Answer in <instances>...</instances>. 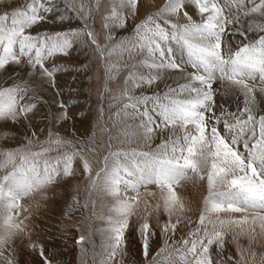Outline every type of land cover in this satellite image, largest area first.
Wrapping results in <instances>:
<instances>
[{
	"label": "snow or ice",
	"instance_id": "1",
	"mask_svg": "<svg viewBox=\"0 0 264 264\" xmlns=\"http://www.w3.org/2000/svg\"><path fill=\"white\" fill-rule=\"evenodd\" d=\"M99 4L100 0L92 4L81 0L76 7L70 2L61 11L55 0H28L23 6L0 13V71L16 65L14 72H18L19 66L24 65L23 71L32 78L0 87V139L8 138L5 125L31 119L42 99V88H51L60 96L57 74L70 69L57 64L55 58L70 56L78 41L84 47H94L110 80L116 78L114 73L119 68L130 69L119 97L126 102L114 115L121 117L125 125L129 120L138 123L136 132L124 134L138 132L142 140L157 129L161 134H170L150 152L112 150L109 143L103 167L94 174L91 157L85 150L72 147V141L58 133L55 138L50 133L47 145L40 144L38 150L29 140L24 148L0 151V167L12 165L11 171L0 177V227L4 229L0 232V261L13 264L5 249L13 236L25 231L22 221H13L14 211L23 200L46 196L50 186L74 175L73 161L78 157L89 194L97 190L116 197L108 216L107 261L122 257L125 232L138 203L139 190L154 184L161 191L163 209L169 217L161 226L165 245L172 249L169 256H177L179 264H228L233 258L223 254L226 227L247 225L251 220L259 223L262 230L256 233L252 228V239L264 234V108L256 97L257 91L264 96V0H165L135 23L131 40L110 44L107 42L114 39L112 30L126 25L125 9L135 18L140 4V0H111L110 11L103 18L107 31L104 45L90 23ZM65 13L74 14L82 26L54 32L33 31L49 21L73 18ZM249 32L261 34L247 43L242 40L234 49L231 38L247 39ZM117 51L122 56L139 55L142 59L130 65L123 59L110 63ZM50 60L52 63H48ZM189 68L191 72L187 71ZM165 73H180L185 82L168 86L162 93L147 94L144 89L158 88ZM217 79L227 82L226 91L235 87L243 93V107L237 112L219 105L217 114L213 83ZM136 89L141 90L139 95L135 94ZM57 106L62 119H71L67 104L59 101ZM221 123L224 132L218 127ZM177 128L182 135L175 131ZM68 148L71 150L60 151ZM53 151L59 154L49 156ZM205 170L208 195L198 227L176 246L169 234L175 232L181 219L176 216L173 222L171 217L177 211H186L177 188L192 175L203 180ZM128 192L137 195L129 197ZM221 212L249 215L232 220L211 219V214ZM139 233L147 258L154 235L147 219L140 224ZM83 241L81 236L76 242ZM31 247L34 251L38 248L36 244ZM214 247L218 259L213 258ZM37 254L41 264H52L42 246Z\"/></svg>",
	"mask_w": 264,
	"mask_h": 264
},
{
	"label": "rangeland",
	"instance_id": "2",
	"mask_svg": "<svg viewBox=\"0 0 264 264\" xmlns=\"http://www.w3.org/2000/svg\"><path fill=\"white\" fill-rule=\"evenodd\" d=\"M27 2L28 0H0V13L17 6H23ZM70 2H74L76 7H79L81 0H55V5L63 11V5ZM88 2L92 4L95 0H88ZM164 2L165 0H140L139 14L135 18L125 9L126 25L114 28L112 30L114 39L107 43L114 44L120 40L125 42L131 40L135 23L143 19L148 12L155 11L156 8L162 6ZM110 8L111 0H100L99 8L93 12V18L90 21L101 45L106 43L105 36L107 34L103 27V18ZM189 11L192 10L189 9ZM69 15H72L73 18L56 23L49 21L33 31L54 32L80 28L82 22L76 19L74 14L65 13V16ZM196 19L198 20L199 17L197 16ZM260 34L259 32H249L247 39L239 36L231 38L232 47L235 49L242 40L245 43L255 40ZM84 39L86 37L82 38V40ZM121 59L130 65L142 57L139 55L128 57L127 54L122 56L117 51L110 57L109 62L115 63ZM55 62L70 69V71L57 74L56 83L62 89L60 96L57 97L53 89L46 87L53 96L54 105H52L47 97L40 92L42 99L38 102V109L31 115L30 120L16 125H5L9 135L7 139H0V151L24 148L29 140L33 142V149L38 150L40 144L47 145L50 133L53 138L58 133L61 138L72 141V147L85 150V154L91 157L94 174L100 167H103V157L109 152V143L112 145V150L150 152L155 151L157 146L167 139L170 133L161 134L159 129L146 140H142L138 132L131 136L124 134L126 131L136 132V123H138V120L136 123L129 120L125 125L121 117L114 115L126 102L119 97L123 92L129 68H119L114 73L116 78L110 80L105 71V64L94 47H84L80 41L76 43L70 56H57ZM48 63H52V61L50 60ZM19 67L20 71L18 72H14V69L17 68L16 65H12L7 71H0V87L21 84L22 80L32 79L23 71L24 65ZM187 71L191 72L192 69L189 68ZM184 82L180 73H165L158 88L153 86V88L144 89V91L149 95L153 92L162 93L168 86L175 87ZM213 83L216 89L217 114H219V105H224L232 112H237L238 108L243 107V93L239 88L234 87L226 91V81L217 79ZM140 92V89L135 90L136 95H139ZM256 97L261 107L264 108V96H261L257 91ZM59 101L68 105L67 111L71 119L61 118V109L57 106ZM218 127L221 132H224L223 123ZM175 131L183 134L179 128ZM33 132L36 134L35 136L32 135ZM88 148L94 149V151H88ZM65 150L70 151L71 148L60 151ZM58 154L53 151L48 155L56 157ZM2 159L3 157L0 156V160ZM73 168L74 175L63 178L57 184L50 186L46 196L39 195L34 207L27 203L25 207H20V211L16 209L13 213V216L19 213L21 218L30 223V231L13 236L5 249V255L11 256L13 264H41L37 254L39 246H42L52 264H179L178 257L169 256L172 249L165 245V236L161 232V226L169 217L163 209L161 191L154 184L148 185L147 188L141 187L139 190L138 203L135 205L134 214L130 217L129 227L125 232L122 257L118 256L114 261H107L105 253L109 249L106 248L105 239L109 229L108 216L116 197H111L109 201L97 190H93L90 195L78 157L73 161ZM11 169V164L6 168L0 167V177H3ZM202 174L205 176L203 180L190 174L192 178L182 180L177 188L186 211L183 213L177 211L171 217L173 222H175L176 216H180L181 219L175 232L169 234L176 246H179V242L183 239L189 238V233L198 227L200 213L205 206L204 200L208 195L206 170ZM218 188L223 190L221 186ZM141 192H150L151 196L143 197ZM127 195L131 197L137 194L128 192ZM122 196L123 193L121 198H123ZM150 200L151 202H149ZM245 215L249 214L221 212L211 214V219L213 221L241 219ZM145 219L149 221L154 232L150 240L147 258L142 252L139 233V226ZM252 228H255L256 233L262 232L260 224H253L251 220L247 225H232L225 228L223 254L225 257L233 258L228 261V264H261V258L264 257V234L253 240L254 233L250 231ZM3 231L4 229L0 227V232ZM81 236L84 237V241L77 244L76 241ZM31 244L38 246L36 251L32 249ZM161 249L165 250L161 252ZM212 251L213 258L218 259L215 247ZM158 253L159 255H157ZM253 253H255V259H253ZM0 264H4V262L0 261Z\"/></svg>",
	"mask_w": 264,
	"mask_h": 264
},
{
	"label": "bare ground",
	"instance_id": "3",
	"mask_svg": "<svg viewBox=\"0 0 264 264\" xmlns=\"http://www.w3.org/2000/svg\"><path fill=\"white\" fill-rule=\"evenodd\" d=\"M41 93H43V95L44 96H46L47 97V99L51 102V104L52 105H54L53 104V96H52V94L50 93V91L46 88V87H44V88H42V90H41ZM36 125V124H35ZM73 185V184H72ZM71 185V186H72ZM148 191H150V190H148ZM49 192V191H48ZM102 193V196L103 197H107L108 198V200L110 201V199H111V197H113L112 195H110V194H108L107 192H101ZM141 193H143V192H141ZM140 193V194H141ZM157 193V192H156ZM122 194V193H121ZM143 197H150L151 196V193L150 192H144L143 194ZM153 195V194H152ZM38 197H39V195H37V196H35V198H27V199H25V200H23V203L17 208V211H20L19 209H20V207H25V205L27 204V203H30V205H31V207H34V203H35V201L38 199ZM110 197V198H109ZM123 197V196H122ZM130 197V196H129ZM153 198H154V196H153ZM139 199H140V197H139ZM149 200V199H148ZM147 202V201H146ZM149 202H151V200L149 201ZM148 203V202H147ZM36 209V208H35ZM21 211H22V209H21ZM33 211V210H32ZM15 212V211H14ZM31 212V211H30ZM17 213V212H16ZM25 215V214H24ZM3 216V212L2 211H0V217H2ZM23 216V215H22ZM30 217V216H29ZM30 219V218H29ZM13 221L14 222H16V223H19V222H23V224H22V227L25 229V231L24 232H29L30 231V223L29 222H27L26 220H24V218H21L20 216H19V213L16 215V216H13ZM0 224H2V219H0ZM29 226V227H28Z\"/></svg>",
	"mask_w": 264,
	"mask_h": 264
}]
</instances>
